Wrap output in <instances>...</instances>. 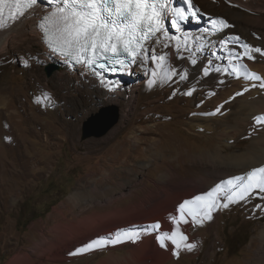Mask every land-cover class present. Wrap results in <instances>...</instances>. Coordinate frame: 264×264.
Here are the masks:
<instances>
[{"label": "rangeland", "instance_id": "obj_1", "mask_svg": "<svg viewBox=\"0 0 264 264\" xmlns=\"http://www.w3.org/2000/svg\"><path fill=\"white\" fill-rule=\"evenodd\" d=\"M195 2L210 21L224 19L232 26L221 30L224 39L240 38L238 43L229 42V48L242 51L239 45L247 43L264 49V8H250L232 0ZM188 44L186 48L184 42L180 43L179 52L177 44L161 49L153 45L175 71L180 73L188 67L192 76L181 81L177 75L169 81L162 72L156 83L139 86L132 100L133 112L125 119H121L120 105L102 98L99 89L83 81L76 86L54 78L59 68L56 63L40 64L34 52L28 53L25 61L16 53L0 56V96L5 102L0 105V264H99L111 255L122 258L123 264L129 263L127 258L130 264H264L258 257L264 208L256 207L264 205V199L253 196L229 203L227 208H214L213 218L201 223L187 217L189 222H181L177 228L172 222L181 202L210 190L216 185L214 179L221 177L222 167L217 162L224 160L209 161V152L220 147L229 155L231 170L240 162L237 155L251 149L254 137L264 132V127L256 124L226 140L218 131L190 126L193 115L219 117L218 128L232 124L239 107L229 108L228 120L205 114L213 112L211 105L217 93L235 75L226 62L228 73L213 71L211 76H199L200 67L207 66L210 58ZM253 55L256 63L264 64V55ZM192 59H196V65L191 64ZM32 60L36 77H31L26 66ZM149 64L155 63L145 59L142 64H132L127 82L145 79ZM49 66L53 67L50 75ZM196 100L201 102L196 104ZM107 107L117 108L118 122L100 137L83 138V122ZM256 155L260 156L258 150ZM234 176L237 174L230 173L229 179ZM82 185L97 188L91 198L97 204L90 201L91 205H76L69 199ZM104 199L111 202L100 204ZM144 199L149 202L143 213L145 221L132 223L137 221L133 211ZM45 200L51 201L46 209L40 206ZM88 208L98 213L113 212L107 219L111 226H136L131 232H140V239L120 238L122 242L115 245L106 240L100 248L73 254L64 246L59 252L65 255L59 256L50 245L57 236L55 227L88 215ZM42 209V214H35ZM156 222L160 229L145 231ZM174 228L188 237L187 242H181L179 255H174L170 241L166 240L168 247L162 248L156 239L161 232L170 234ZM184 243L196 247L187 250Z\"/></svg>", "mask_w": 264, "mask_h": 264}, {"label": "snow or ice", "instance_id": "obj_2", "mask_svg": "<svg viewBox=\"0 0 264 264\" xmlns=\"http://www.w3.org/2000/svg\"><path fill=\"white\" fill-rule=\"evenodd\" d=\"M38 3V0H0V28H4V9H8V19L17 21L25 15L24 9H31ZM184 7H176L174 0H63V7H56L49 14L45 15L39 23V27L44 34V41L50 50L49 54L56 53L65 58L66 62L89 67L95 74L97 68L117 72L126 70L129 64L143 63L144 59L160 66L159 62L164 61L163 55L157 54L153 45L160 43L158 34H168L169 29L165 21H170L171 28L176 32H181L182 24L189 16H196L198 12L194 10L193 0H183ZM107 13V17L104 15ZM216 27V32L232 27L224 19L212 21ZM207 31V30H206ZM185 47L191 37L187 33H182ZM175 34L168 35V41L179 40ZM240 38L228 37L218 41L219 45L227 47L229 42L238 43ZM164 48H169L170 43H164ZM179 52V44H177ZM237 48H228L223 56L218 60H227L231 65V73L237 80L243 79L246 84L241 85V91L235 93L240 96L250 88L264 90V77L255 72H248L244 64L234 63L235 61L247 58L254 60L253 53L264 55V49L254 47L247 43L240 44ZM221 51L224 48L220 49ZM199 51V49H198ZM126 54L127 61L124 58ZM184 59V57H179ZM104 61V62H101ZM192 65H196V59L191 60ZM119 66V67H117ZM228 73L229 68L215 63L211 59L207 61V66H202L205 77L211 72ZM153 77L156 76L152 72ZM179 75L180 80L187 78V73L183 74L172 71V75L167 77L170 81L173 76ZM255 81V83L253 82ZM222 82V81H221ZM151 83H156L153 79ZM115 87V85H113ZM175 94V93H174ZM192 95V92L185 93ZM235 97H230L234 99ZM223 105H219L211 113L215 115L221 112ZM258 126L264 127V117H256ZM227 186V190L225 188ZM253 196L264 199V166L254 167L245 175L234 176L226 181L217 183L210 190L184 200L177 206L178 216L172 217L174 225L179 226L181 222L187 224V217H191L193 223H201L204 219L211 220L214 208L229 206V203L236 201L243 202ZM223 197V200L221 199ZM234 197L236 200H234ZM192 205L193 207H189ZM257 208H264V205H256ZM117 229L116 233L108 236H98L95 239L83 244L76 249V253L91 251L100 248L101 240H107L109 244L121 243L120 236L123 234L126 241L140 239L141 233L129 234L133 228ZM161 225L156 222L147 226L145 231L160 229ZM159 245L168 247L166 240L171 242L175 249L174 255H179L181 242H187L188 237L178 232L176 228L169 234L161 232L156 237ZM196 246L191 243H184V248L191 250Z\"/></svg>", "mask_w": 264, "mask_h": 264}, {"label": "bare ground", "instance_id": "obj_3", "mask_svg": "<svg viewBox=\"0 0 264 264\" xmlns=\"http://www.w3.org/2000/svg\"><path fill=\"white\" fill-rule=\"evenodd\" d=\"M54 1L56 0H40L33 10L31 9L28 12H25V15L21 17L20 19H18L17 21H12L9 19L5 23L6 26L4 28H0V56L1 55L8 56L9 53H16L17 56L22 61H25V57H27L28 53L34 52L35 61L39 62L40 64H44L47 62L56 63L59 68L54 72V75H53L54 78L58 80H62V81L65 80L66 84L72 83L73 85H76V86L78 85L79 81L81 82L83 81L86 84V86L88 87L91 86V87L99 89L100 94L102 95V98L110 101L111 103L120 105L121 119H125L128 116V114L131 113V111L133 110L134 104L132 100L135 97L136 92L139 89V86H142L145 84L146 85L151 84V81L153 79L160 78V74L162 72L167 74V77H169L172 75V71H175L173 68V65H170V63L166 59H164V61L159 62L160 64L159 67H157L156 64H153V65L149 64L150 67L146 69V71L148 72V76H146L145 79L143 78V79L137 80L136 82L128 83L127 76L130 74V70H127L123 74L124 76L123 82L118 85L116 90L104 88L103 85L97 81L94 74H92L90 71H88L84 67L77 66L71 71L70 62H66L65 59H63L62 57L54 53L49 54L50 50H48V48L45 46L43 39H42V33L40 32L38 25H37L40 19V13L43 11H46L54 3ZM232 1L240 2L244 6H248L250 8H260V9L264 8V0H260V2L263 3V4L260 3V5H259L258 0H232ZM165 23L169 29V32L167 35H165L164 33L158 34L157 38L159 39L160 43H157L158 44L157 46L159 49L163 47L164 43H170V45L172 46L183 43L184 41H183L182 33H187L191 37L189 42L191 43L192 47L200 48L202 50V55L205 56V58H210L215 63L220 64L222 66H226L225 64H227L226 62H228L227 60H218L217 55H212V53H217L219 56H223L225 52L227 51V49L229 48V45H227V47H224L223 45L218 44L219 40L224 39L222 36L225 33L223 34L221 31L216 32L217 26H214L212 21L210 20L206 21L202 27L201 25L197 24L191 27V29L182 28L181 32H176L175 29H172L169 26L167 20L165 21ZM223 30L224 29H222V31ZM172 34H175L176 36L180 37V39L171 40L169 42L168 35H172ZM221 48H224V50L221 51L220 50ZM156 51H157V48H156ZM204 60L207 61L208 59H204ZM35 61L32 60V61L26 62V66L30 71L29 73L31 77H36L38 74L37 70L32 67V64ZM146 62L149 63V60L146 59ZM237 64H244L246 65L248 72H255L258 75L264 77V64H258L255 62V60H244V59L238 62ZM227 66H230L229 62ZM152 72L156 73L155 77L151 75ZM184 72L187 73L186 79L192 76V72L189 70L188 67H184L182 72L180 73L183 74ZM220 74L224 75L226 73L223 72L222 70ZM211 75L213 74L210 73L209 76ZM176 76H173L171 80H175ZM199 76L201 77L204 76L202 71L199 73ZM224 78H226V76H224ZM253 82L255 83V81ZM246 83L247 81H244L243 79L237 80L236 77L233 78L230 84L228 83L223 89H220V91L216 95V101L211 105L212 107L211 110L213 111L215 110L217 106L223 105L221 112L218 113L217 116L220 115L221 117H224L226 120H228L227 118H229V108L233 106H238L239 112L237 113V117H235L236 119H234L235 120L234 123L229 124V122L228 123L225 122L226 124H222V127L218 128L217 127L219 125L218 120L219 121L222 120L219 117L209 118L206 116L199 117L197 115L195 116L193 115L191 116V118H189L190 126L196 130H201V131H207V132L218 131L219 137L229 140V139L234 138L237 133L243 132L244 129L247 130V128H250V127L252 128L253 125H256V122H255L256 117H264V90H259L258 88H250L249 91L244 92L242 95L235 96V93L241 91V85L246 84ZM2 97L3 96H0V105L1 104L3 105L5 103L2 100ZM230 97H235V98L230 99ZM198 102H201V100L200 101L196 100V104ZM202 106H205V104H202L201 107ZM179 117H182V116H179ZM115 129H117V126L111 130L110 134ZM252 144H253V147L251 149L247 150L246 152L243 151L240 155H237L238 158H241L240 162L237 163L236 167L232 168L231 170H229V155L224 154V152L220 149V147H217L208 153L206 158L209 159V161L211 162L215 161L216 163L219 159L224 160V161L219 160L217 162L218 165L222 167L221 177L214 179L215 181L214 184L228 180L230 173H235V175L237 174V176H241L251 171L252 168L261 166L260 163L264 162V132H260L256 137H254ZM257 150L260 152V156L256 155ZM222 163H225L228 165L226 167H223L221 166ZM262 165L264 164L262 163ZM96 189L97 188L91 189L85 185L84 186L82 185L80 189H75L69 195V199H71L76 205L78 204L89 205L91 198H94L93 197L94 191H96ZM198 194H201V193H198ZM110 200L111 199H104L99 202L100 204H105L104 202H106V204H109ZM91 202L94 204L98 203V201H94V202L91 201ZM148 203L149 202L144 199L141 201V205H142L141 207L139 208L135 207L134 211L132 210L133 214H135V217L137 216L136 217L137 221H133L132 223H135L138 221L142 222L145 219L143 217L146 212L145 209H147V205H149ZM88 209H87L89 213L88 215L79 217L77 218V220H73L72 222H69V223L67 222L66 224H61L55 227L56 228L55 233L57 236L55 240H51L52 243L50 242L49 243L51 247L55 249V251L57 252L59 256L65 255L59 252V250L64 246H66L67 248L66 250L70 251L72 254L76 253V249L80 248L83 244L87 243L88 241L95 239L98 236H105V235L113 234V232H116L117 229H121L125 225V224L119 225L120 223L118 221L119 224L117 225L119 226L117 227L111 226L112 224L107 219H108V215L113 214V212H109L105 214V213H98L96 210L95 212L91 210V208H88ZM127 210L125 209L124 211L126 212ZM131 233L135 234L133 232ZM259 235L263 243L260 247L261 252H258L259 253L258 257L259 259H262V258L264 259V228L263 227L260 230ZM120 238H125V236L121 234ZM104 241L106 240H101L99 243L102 244Z\"/></svg>", "mask_w": 264, "mask_h": 264}, {"label": "water", "instance_id": "obj_4", "mask_svg": "<svg viewBox=\"0 0 264 264\" xmlns=\"http://www.w3.org/2000/svg\"><path fill=\"white\" fill-rule=\"evenodd\" d=\"M52 71V66L47 67L48 75ZM118 119L119 115L115 107H107L98 116L88 117L82 125L83 138L91 136L100 137L106 134L118 122Z\"/></svg>", "mask_w": 264, "mask_h": 264}, {"label": "crops", "instance_id": "obj_5", "mask_svg": "<svg viewBox=\"0 0 264 264\" xmlns=\"http://www.w3.org/2000/svg\"><path fill=\"white\" fill-rule=\"evenodd\" d=\"M128 255H131L130 253L128 254ZM116 257V256H115ZM113 258V256L111 255L110 257L109 256H106L104 259H105V261L103 262V261H101L99 264H123V262H122V258H120V257H116V258ZM119 258V259H118ZM113 261H112V260ZM117 259V260H116ZM121 259V260H120ZM125 260H128L129 261V263H127V264H130V262H131V259L130 258H127V259H125ZM103 262V263H102ZM114 262V263H113ZM122 262V263H121ZM135 263H136V261H135Z\"/></svg>", "mask_w": 264, "mask_h": 264}, {"label": "flooded vegetation", "instance_id": "obj_6", "mask_svg": "<svg viewBox=\"0 0 264 264\" xmlns=\"http://www.w3.org/2000/svg\"><path fill=\"white\" fill-rule=\"evenodd\" d=\"M51 204V201H43L42 202V204L40 205L42 208H44V209H46L49 205ZM44 209H42V210H39L37 213H35V214H37V215H40V214H42L43 212H44Z\"/></svg>", "mask_w": 264, "mask_h": 264}]
</instances>
